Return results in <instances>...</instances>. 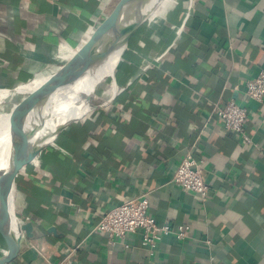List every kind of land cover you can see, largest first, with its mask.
Listing matches in <instances>:
<instances>
[{
  "label": "crops",
  "instance_id": "0c3cea01",
  "mask_svg": "<svg viewBox=\"0 0 264 264\" xmlns=\"http://www.w3.org/2000/svg\"><path fill=\"white\" fill-rule=\"evenodd\" d=\"M117 2L0 0V99L30 104L76 83L75 100ZM125 47L84 118L0 133V264H46L20 245L9 259L10 234L26 223L52 264H264V104L244 94L264 69V0H171ZM230 100L248 108L249 144L215 116ZM192 146L210 187L204 204L172 182ZM144 196L157 222L190 226L184 240L166 234L151 259L139 232L110 245L93 231L105 212Z\"/></svg>",
  "mask_w": 264,
  "mask_h": 264
},
{
  "label": "built area",
  "instance_id": "2783aa9c",
  "mask_svg": "<svg viewBox=\"0 0 264 264\" xmlns=\"http://www.w3.org/2000/svg\"><path fill=\"white\" fill-rule=\"evenodd\" d=\"M244 94L249 100L264 104V69H261L255 78L246 81ZM248 113L246 106L233 100L215 108V116L222 122L224 131L235 133L245 144L252 141L244 131ZM203 165L204 159L196 158L193 146L189 147L172 178L175 185L186 192L196 194L202 204L208 201L210 192V187L204 180ZM148 209L149 202L145 196L123 202L105 212L94 225L93 231L106 234L110 245L119 244L128 234L139 232L141 246L146 249L150 259L156 255L158 245L166 234H173L179 240L190 236L189 225L159 223L149 215ZM12 229L15 231L14 228ZM15 237L19 238L21 247L34 250L46 264H52L42 246L18 233H15ZM78 248L79 246H76L74 250ZM59 264H72L70 256Z\"/></svg>",
  "mask_w": 264,
  "mask_h": 264
},
{
  "label": "water",
  "instance_id": "95a60500",
  "mask_svg": "<svg viewBox=\"0 0 264 264\" xmlns=\"http://www.w3.org/2000/svg\"><path fill=\"white\" fill-rule=\"evenodd\" d=\"M144 1L146 0H118L113 10L106 18L100 32L98 45L95 48L93 56L83 72V75L87 76L88 79V84L90 86L89 91L85 94L81 104L72 108L70 116H68L60 123H58L55 119H42L35 125L28 127V125L26 124V114L28 113L27 111L29 107H20L19 114H17V116H14V118L9 121L8 131L10 137L19 138L29 136L49 126H56L57 128H60L70 124L73 121L84 118L92 110V103L94 98L96 97L99 86L97 73L99 69L104 64H106L111 52L117 48L116 40L128 16L129 9L131 7L140 9ZM143 19H145V17L138 19L131 26L129 25V31L126 33L124 40L125 45L127 44L128 39L131 37L135 29L138 27L140 21H142ZM64 86L65 85L63 84L56 83L47 92H41L40 95H38V99L36 101L30 104L23 105L31 106L37 102L40 103L39 101L44 100L48 93ZM6 211V206L0 204V218H7ZM16 231L19 234L21 232L25 233L26 238L29 240L33 239L31 236L32 226L30 223L20 224ZM19 241V238H16L14 235L10 234L9 259L14 256L17 250H19Z\"/></svg>",
  "mask_w": 264,
  "mask_h": 264
},
{
  "label": "bare ground",
  "instance_id": "6f19581e",
  "mask_svg": "<svg viewBox=\"0 0 264 264\" xmlns=\"http://www.w3.org/2000/svg\"><path fill=\"white\" fill-rule=\"evenodd\" d=\"M170 2L171 0H146L142 3V7L140 9H135L133 7L129 9L128 16L116 40L117 48L111 52L108 61L99 69L97 73L98 84L102 76L104 75L105 70L107 73H111L112 68L115 66V63H117L121 53L126 48L124 40L126 33L129 31V27L142 17L149 18L150 21H152V19L155 18H163L165 12L169 9ZM79 80H82L83 84L80 86L76 94L77 98L72 101L70 100L72 98L73 92L77 88L75 87L76 83L75 84L73 83L67 87L57 90V92L47 100L39 101L40 103L45 102L42 108L39 106L40 103L38 102L31 106H27L21 104L17 105L18 101L15 100L14 98H6V99L2 98L6 102L0 99V133L9 135V131H8L9 121L13 119L14 116H17V114H19L20 107H29L28 110H30V112H28V116L26 118V124L28 125V127L35 125L37 122H39L42 119H55L58 123L62 122L64 119L70 116V112L72 111L73 107L81 104L85 94L88 93L89 91L90 86L88 84L87 76L84 77V82H83V77ZM18 89H16V92H13L12 94V96L15 98H17V93H21V94L24 93L21 89L19 90ZM0 97H3V95L0 94ZM67 101L74 103L72 104L68 102L66 104ZM65 104L66 106L64 107ZM51 127H56V126H49L46 128H51Z\"/></svg>",
  "mask_w": 264,
  "mask_h": 264
},
{
  "label": "rangeland",
  "instance_id": "374dc122",
  "mask_svg": "<svg viewBox=\"0 0 264 264\" xmlns=\"http://www.w3.org/2000/svg\"><path fill=\"white\" fill-rule=\"evenodd\" d=\"M54 95L52 92L48 93L47 96H52Z\"/></svg>",
  "mask_w": 264,
  "mask_h": 264
}]
</instances>
